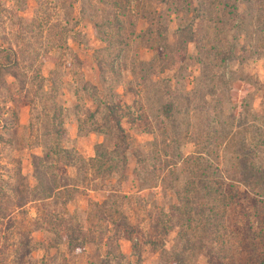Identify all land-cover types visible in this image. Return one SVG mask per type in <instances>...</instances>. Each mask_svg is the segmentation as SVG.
<instances>
[{
  "label": "rangeland",
  "instance_id": "1",
  "mask_svg": "<svg viewBox=\"0 0 264 264\" xmlns=\"http://www.w3.org/2000/svg\"><path fill=\"white\" fill-rule=\"evenodd\" d=\"M34 163L58 190L19 213ZM19 255L264 264V0H0V264Z\"/></svg>",
  "mask_w": 264,
  "mask_h": 264
},
{
  "label": "trees",
  "instance_id": "2",
  "mask_svg": "<svg viewBox=\"0 0 264 264\" xmlns=\"http://www.w3.org/2000/svg\"><path fill=\"white\" fill-rule=\"evenodd\" d=\"M113 120L115 121V119H113ZM114 124H115V126H117L118 129L120 128L118 121L115 122ZM115 138H116L117 142L119 143V145H123V148L125 150H126V148H128V146H129L128 142L125 140L124 136L118 132V130L115 131ZM99 145H101V143H99ZM98 155H100V154H98ZM118 156H120V159H122L121 161L124 162V160H125V152H124V150H121V152L118 153ZM96 157H97V154H96V156L91 157V159L95 160ZM42 159H44V158L40 157L38 160H42ZM109 159L112 160V158H109ZM111 163L110 164H104V163L101 162V165L102 166L101 165L98 166L99 173L106 174L107 176H112L113 174L117 173L118 170L115 171L114 170L115 169L114 168L115 165H112ZM34 172H35V177H36V184H35L34 188H31L30 190H28L26 186H22V185L16 184V185H14V186L11 187V190H12L13 194H8L6 196V200L7 201L12 200L13 199V196L15 197V200H16L15 206L18 209V212L19 213H22L24 211L23 210V206L25 205V203L28 200H31V201L32 200H40L41 201L43 199H47V198H50V197L51 198H54L55 193L52 192V190H55V191L58 190L56 188H53L55 186L54 184H52V185H47L46 184V183H49L50 182V181L49 182H45V181H48V180H46V178H47V176H46V170L43 173L42 172L39 173L38 166L35 163H34ZM192 183H193V181H192ZM36 186H38V187H36ZM37 188H38V190H37ZM209 190L210 189H208V191ZM215 191L220 192V190H218V188H215ZM209 192H212V188H211V191H209ZM29 194L32 195L31 198H29L30 197ZM123 196H126V194H124ZM25 198H29V199L28 200L27 199L25 200ZM62 202H64V201H62ZM53 203L56 204L57 201L54 200ZM53 211L56 212V210H53ZM186 213H189V211L187 209H186ZM49 214H51V212L50 213L44 212V213H42V216H46V215L48 216ZM57 214L60 216L59 217V221H62V222H65V223L68 222V221L70 222V219H71L70 215H69V217H66V214L63 215V216H61L59 213H57ZM188 218L191 219L190 214H188ZM39 219H41V215L40 216L39 215L38 216H35L33 218V221H35L37 223V225L34 226V229H36L37 227L40 226L38 224V222H39L38 220ZM44 221H47V220L44 219ZM29 222L32 223V220L29 219ZM50 222H52V221L50 220ZM22 235H23V236H21L22 239L19 240V242L21 244H23V245L28 244L30 242V238H29L30 235L28 236V238H26L24 236V234H22ZM66 236H67L68 239L70 238L69 235L66 234ZM28 248H27V252H30L31 249H32L31 246L28 247ZM15 252H16V250H15ZM24 253L25 252H23V254ZM0 261H2V260L0 259ZM21 261H22V256L20 257V255L19 256H14L13 258H10V263L11 264L21 263ZM2 264H3V262H2Z\"/></svg>",
  "mask_w": 264,
  "mask_h": 264
}]
</instances>
